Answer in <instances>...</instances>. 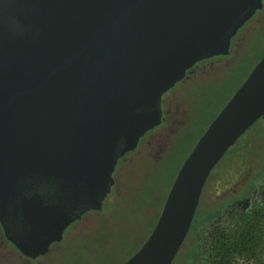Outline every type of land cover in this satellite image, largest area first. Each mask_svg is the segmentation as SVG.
<instances>
[{"label":"water","instance_id":"obj_1","mask_svg":"<svg viewBox=\"0 0 264 264\" xmlns=\"http://www.w3.org/2000/svg\"><path fill=\"white\" fill-rule=\"evenodd\" d=\"M261 8V0H0V210L27 178L53 179L72 195L104 191L127 120L159 104L195 63L227 54L236 28ZM263 115L264 55L186 157L154 229L124 264H171L209 173Z\"/></svg>","mask_w":264,"mask_h":264},{"label":"trees","instance_id":"obj_2","mask_svg":"<svg viewBox=\"0 0 264 264\" xmlns=\"http://www.w3.org/2000/svg\"><path fill=\"white\" fill-rule=\"evenodd\" d=\"M256 11L254 17H250L237 27L235 33L231 35L232 41H241L234 52L232 51L229 55L218 54L207 57L199 62L197 65L199 68L186 73L181 81L182 92L179 93L181 104L177 107L180 113L177 115L173 132L168 130L169 123H163L155 130L158 131L157 138H162V141H158L155 145H161L167 137H169L167 140L172 138L173 140L171 144L168 141L165 146V143L161 145L163 151L157 158L152 160L151 156H148L149 166L159 175V191L166 182L167 186L143 244L157 223L167 193L182 163L264 55V5L262 4V8ZM217 101H220L219 108L211 110V104ZM196 127L199 129L198 136L184 159L176 165L172 172L175 165L173 158L175 159L177 152L184 148L181 141L185 140ZM257 131V134H263L264 126L258 125ZM261 139H259V144L255 142L254 137L242 139L240 142L237 140L211 170L204 183L185 237V241L191 238L192 242L202 243L203 264H264V185L256 196L249 199L248 205L243 207L234 201L249 193L253 179L264 177V139L262 141ZM137 152L142 153L143 149L139 148ZM235 161L244 162L241 167L245 166V170L248 165L250 167L251 174L245 181L246 187L235 194L228 190L220 195L215 194L216 175H222L227 168L231 170ZM171 172L172 178L169 182L168 179L162 180L164 174L168 175ZM161 180L164 181L161 182L162 184ZM119 184L121 185V180ZM212 185H214V191L210 196L206 190ZM225 194L227 198L219 201L218 198ZM119 204L118 202L114 204L113 209ZM143 220H145L144 217ZM2 249V244H0V252ZM191 254L196 253L191 251ZM176 257L178 254L172 262ZM191 257L185 259L183 264H192Z\"/></svg>","mask_w":264,"mask_h":264},{"label":"flooded vegetation","instance_id":"obj_3","mask_svg":"<svg viewBox=\"0 0 264 264\" xmlns=\"http://www.w3.org/2000/svg\"><path fill=\"white\" fill-rule=\"evenodd\" d=\"M256 13L257 11L253 13L251 18L254 17ZM238 44L239 40L232 41V38H230L226 45L228 50L226 55L234 51L235 46H238ZM199 62L189 68L186 73H190L195 71L196 68H199V66H197ZM185 76L176 84H180ZM176 110L178 111L177 108ZM167 116H169V118ZM159 118L160 121L157 125L148 129L140 136L143 131H140V129L143 125L145 128L149 125H154ZM170 119L169 104L166 103V106L162 107L160 100L159 104L153 108L139 111L127 120L116 148L117 162L111 173L113 183H106L104 191L97 195H72L68 190L63 191L59 189L57 182L53 179H44L41 177L27 178L22 183V188L17 192L15 197L9 200L3 210H0V244H2L3 249L7 248L9 251L14 250L15 252V254L0 252V260L3 261L2 257L5 260H9L10 256L16 255L19 257L18 264H56L53 260H59L56 257H59L58 255L61 256L63 253H53L50 252V250L55 247H63L66 240L65 233L67 229L80 221L81 218L89 213L101 215L105 211L108 212L112 210L113 205L120 202V195L117 190L118 187H120V180L117 181L116 178L121 175L122 166L127 160L126 156L137 152L139 148H141V150L143 149V152L147 154L151 143L158 137V131H155L158 126L163 123H169L168 130L173 132L174 124L177 122V119L174 121H170ZM135 140L137 141L135 148L122 153L125 148L133 145ZM162 151L163 150L160 148L156 154V158ZM263 185L264 177L253 179L251 181L252 188L249 193L234 201L243 207L248 205L249 199L256 196V193ZM98 202H101V209H92L94 206H97ZM31 243L42 246L44 250L36 256L31 257L29 255H24L15 248V245H28ZM201 250V242H192L191 238L187 241H183L177 252V254H180L177 264H183L185 259L187 260V258L191 257V251L196 253L192 255L191 263L203 264ZM134 253L132 255H134ZM92 254L95 255L93 260L94 263L92 264H108V253L100 254L101 258H97L96 253ZM132 255H130V257ZM127 260L121 264H124ZM75 264H89V259H78Z\"/></svg>","mask_w":264,"mask_h":264},{"label":"rangeland","instance_id":"obj_4","mask_svg":"<svg viewBox=\"0 0 264 264\" xmlns=\"http://www.w3.org/2000/svg\"><path fill=\"white\" fill-rule=\"evenodd\" d=\"M261 3L264 4V0H261ZM240 43L241 41H239ZM181 92V83H178L173 88L164 92L160 98L162 107L166 106V103L169 104L170 121H174L180 113V110L177 111L176 108L181 104L179 101V93ZM219 102L212 103L211 110L218 109L220 106ZM258 125L264 126V115L252 128H249L245 132L246 134L244 133L240 137L238 142L245 138L254 137L255 142L259 144V139L262 138L261 141L264 139V133L257 134ZM198 130L196 127L185 140L181 141L184 148H181L177 152L175 159L173 158V164L175 165L172 172H174L176 165L184 159L186 153L192 147L194 140L198 136ZM248 135L249 137L247 138ZM168 138L163 142L165 143L164 146L168 141L171 144L173 140V138L167 140ZM158 141H162V138H157L151 143L147 154H145L146 152H134L126 156L127 162L122 166L121 178L120 176L116 178L117 181L121 180V185L117 189L120 195V204L101 215L89 213L81 218L80 221L71 225L65 233L66 240L63 247H55L50 250L53 253H63L61 256L58 255L59 257H56L59 260H53L54 263L75 264L78 259L85 258L89 259V264H92L95 258V255L92 253H96L97 258H101L100 254L102 253H108V256L104 254L108 257V264H121L139 249L145 240L147 230L156 217L159 202L166 193L167 182L159 191V175L148 163V156H151L152 160L155 159L157 152L163 144L155 145ZM243 164L244 162L242 163V161H235L231 166V170L227 168L223 174L222 172L220 173L222 174L219 175L220 177L216 175L217 190L215 194L220 195L226 190L235 194L238 191L244 190V187H246L245 181L251 172L249 165L247 170H245V166L241 167ZM172 172L168 175L164 174L162 180L168 179L167 181L169 182L172 178ZM151 181L153 182L151 183ZM206 191L211 196L214 191V185ZM226 198L227 194L221 196L218 200L223 201ZM143 217L145 220H143ZM1 252L15 254L14 250L9 251L7 248L2 249ZM179 257L180 254L178 253V257L171 264H177ZM2 260H0V264H18L19 257L13 255L9 257V260H5L3 257Z\"/></svg>","mask_w":264,"mask_h":264}]
</instances>
